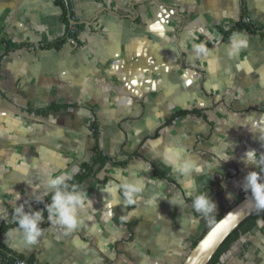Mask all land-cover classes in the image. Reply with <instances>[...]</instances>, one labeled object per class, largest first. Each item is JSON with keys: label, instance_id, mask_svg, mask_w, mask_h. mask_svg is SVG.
Here are the masks:
<instances>
[{"label": "crops", "instance_id": "0c3cea01", "mask_svg": "<svg viewBox=\"0 0 264 264\" xmlns=\"http://www.w3.org/2000/svg\"><path fill=\"white\" fill-rule=\"evenodd\" d=\"M65 3L69 25L55 0H0V224L18 204L51 195L47 176L68 180L92 158L93 124L103 155L126 163L96 165L77 187L92 206L73 233L38 208L37 243L16 224L0 243L38 264H181L212 218L242 199L244 176L261 170L242 157L264 153V0ZM243 18L251 30L231 32ZM70 25L74 44L61 42ZM181 150L203 170L178 177L169 157ZM189 181L216 211L196 213L186 196L182 208L169 203ZM110 182L143 192L130 207L121 197L110 208L102 191ZM216 264H264V219Z\"/></svg>", "mask_w": 264, "mask_h": 264}, {"label": "clouds", "instance_id": "9594fccd", "mask_svg": "<svg viewBox=\"0 0 264 264\" xmlns=\"http://www.w3.org/2000/svg\"><path fill=\"white\" fill-rule=\"evenodd\" d=\"M243 40L239 42L240 45ZM249 131L254 133L250 128ZM261 141L264 138L259 136ZM230 148V144L225 142ZM224 149L223 151H227ZM171 151V149H170ZM231 157L222 156V162L229 160ZM173 164V171L178 177L190 176L193 172H201L203 169L198 162L193 159L185 158L183 151H177L175 157H169ZM242 161L247 167L259 168L260 171H249L243 178L242 190L251 198L256 211H264V153L257 154L255 150H248L242 157ZM116 179L119 180V173H116ZM43 186L51 191L50 203L45 204V209L49 215V222L57 226L64 235L73 233L79 226V213L87 207L92 206L85 191L78 190L76 186H69L65 175L47 176L43 181ZM103 192L107 193L111 198L109 202L110 208L120 206L121 197L126 206H132L137 203L140 194L143 192L141 185L132 182H110L103 186ZM47 194V193H46ZM231 193L228 198L231 199ZM185 196L191 199V208L196 213L208 214L217 210V205L208 192L198 191L195 184L189 181L185 186L184 195L179 193L169 200L174 206H182L185 204ZM20 194L16 193V200H20ZM159 195L153 197V201H157ZM158 206V205H157ZM112 213H109L111 216ZM134 212H130L127 216L120 217L121 220L127 221L132 218ZM13 221L23 231L25 240L29 244L38 242L42 229L40 224L43 219L41 210L25 211L23 204H18L13 210Z\"/></svg>", "mask_w": 264, "mask_h": 264}, {"label": "trees", "instance_id": "16d2710c", "mask_svg": "<svg viewBox=\"0 0 264 264\" xmlns=\"http://www.w3.org/2000/svg\"><path fill=\"white\" fill-rule=\"evenodd\" d=\"M57 5H59L62 8V17H63V21L69 25V18H70V12H69V8L65 3V0H55ZM243 26L238 24L237 27H235L234 29L231 30H240ZM251 27H248V29ZM65 41V38L62 39L61 42ZM60 42V41H59ZM57 42V43H59ZM56 44V43H55ZM11 45L8 44V47H10ZM49 109H59V106L57 107L56 105H53L51 107H49L48 109L45 110H41L39 112L41 113H46ZM188 113H197V110L193 109V110H188V111H179L176 112L172 119L180 116V115H184V114H188ZM93 130H94V134H95V143L92 146V152H93V156L89 161L86 162H82L79 166V170L77 173H75L74 175H72L68 180V184L69 186H76L78 187L85 179H87L94 170V167L96 165H99L100 167H103L105 164L109 163V162H113L115 164H119V165H124L126 163V160L124 161H120V162H115L112 159L108 158L107 156L103 155L102 151L99 148V144H98V140H97V126L96 124H93ZM157 175H160L159 173H156ZM50 196L46 197L45 199H41L39 201H37L36 203H30L28 205H25V211H33V210H37L38 208L43 209L44 213L46 212L45 209V204L50 203ZM248 195L243 192L242 198L247 197ZM14 210V209H13ZM13 210H11L9 212L8 217L6 218L5 221H3L0 224V234L2 232H4L7 228L15 225L16 223L13 221L12 217H13ZM209 216L208 214H204ZM223 214L213 217L212 218V224L214 222H216ZM258 219H264V211H255L254 213H252L249 217H247L240 225L238 228H236L230 235L229 237L224 241V243L220 246V248L218 249V251L214 254V256L212 257V259L210 260L209 264H216L217 261L219 260V257L228 250V248L230 247V245H232L233 243L237 242L245 233H247L248 231H250L257 223ZM204 235V234H203ZM202 235V236H203ZM201 236V237H202ZM200 237V238H201ZM199 238V239H200ZM198 241V240H197ZM197 241L193 244V246H195V244L197 243ZM0 259L2 260V262H4L5 264H14L16 261H23L24 264H38L35 262V259L33 256L25 258L22 255H18L12 251H10L8 248H6L4 245H2L0 243Z\"/></svg>", "mask_w": 264, "mask_h": 264}, {"label": "water", "instance_id": "95a60500", "mask_svg": "<svg viewBox=\"0 0 264 264\" xmlns=\"http://www.w3.org/2000/svg\"><path fill=\"white\" fill-rule=\"evenodd\" d=\"M255 211L251 198H242L209 227L181 264H209L229 235Z\"/></svg>", "mask_w": 264, "mask_h": 264}, {"label": "built area", "instance_id": "2783aa9c", "mask_svg": "<svg viewBox=\"0 0 264 264\" xmlns=\"http://www.w3.org/2000/svg\"><path fill=\"white\" fill-rule=\"evenodd\" d=\"M240 25H245L246 27H251L252 22L248 18H243L240 22ZM77 30L74 25H70L68 33L65 37V42L69 44H74L75 43V37H76ZM0 264H5L2 262L0 259ZM14 264H24L23 261H16Z\"/></svg>", "mask_w": 264, "mask_h": 264}, {"label": "rangeland", "instance_id": "374dc122", "mask_svg": "<svg viewBox=\"0 0 264 264\" xmlns=\"http://www.w3.org/2000/svg\"><path fill=\"white\" fill-rule=\"evenodd\" d=\"M230 247H231V245H230ZM230 247L228 248V250L230 249ZM228 250H227V251H228ZM224 253H225V252H224ZM224 253H223V254H224ZM223 254H222V255H223ZM222 255H221V256H222ZM221 256H220V257H221ZM220 257H219V258H220ZM217 262H218V261H217Z\"/></svg>", "mask_w": 264, "mask_h": 264}]
</instances>
